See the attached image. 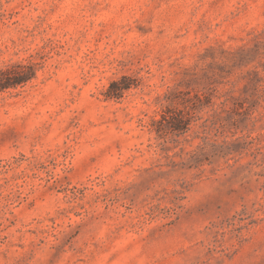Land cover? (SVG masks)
<instances>
[{
  "label": "rangeland",
  "instance_id": "1",
  "mask_svg": "<svg viewBox=\"0 0 264 264\" xmlns=\"http://www.w3.org/2000/svg\"><path fill=\"white\" fill-rule=\"evenodd\" d=\"M19 63L0 264H264V0H0ZM168 107L186 132L153 126Z\"/></svg>",
  "mask_w": 264,
  "mask_h": 264
},
{
  "label": "trees",
  "instance_id": "2",
  "mask_svg": "<svg viewBox=\"0 0 264 264\" xmlns=\"http://www.w3.org/2000/svg\"><path fill=\"white\" fill-rule=\"evenodd\" d=\"M35 64H16L7 68L0 73V90L16 86L19 83L25 82L35 76ZM130 78L123 76L119 80L111 82L107 92L106 98H120L124 92L131 88L132 84ZM200 100L199 96H195ZM188 101L196 107V102L190 98ZM192 108V109H193ZM191 121V112L188 109H181L178 107H168L161 114V118L153 121V126L160 133L167 132H186Z\"/></svg>",
  "mask_w": 264,
  "mask_h": 264
}]
</instances>
